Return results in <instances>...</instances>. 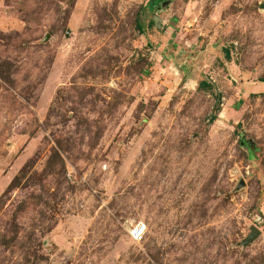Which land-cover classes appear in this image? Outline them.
I'll use <instances>...</instances> for the list:
<instances>
[{
    "label": "rangeland",
    "instance_id": "374dc122",
    "mask_svg": "<svg viewBox=\"0 0 264 264\" xmlns=\"http://www.w3.org/2000/svg\"><path fill=\"white\" fill-rule=\"evenodd\" d=\"M0 21V264H264V0Z\"/></svg>",
    "mask_w": 264,
    "mask_h": 264
},
{
    "label": "built area",
    "instance_id": "2783aa9c",
    "mask_svg": "<svg viewBox=\"0 0 264 264\" xmlns=\"http://www.w3.org/2000/svg\"><path fill=\"white\" fill-rule=\"evenodd\" d=\"M1 26V21H0ZM148 225L145 222L138 223L135 227L131 229V238L135 242H142L148 232Z\"/></svg>",
    "mask_w": 264,
    "mask_h": 264
},
{
    "label": "water",
    "instance_id": "95a60500",
    "mask_svg": "<svg viewBox=\"0 0 264 264\" xmlns=\"http://www.w3.org/2000/svg\"><path fill=\"white\" fill-rule=\"evenodd\" d=\"M260 234H261V231L259 230V228L254 226L253 227V233L246 240V243L253 242Z\"/></svg>",
    "mask_w": 264,
    "mask_h": 264
},
{
    "label": "trees",
    "instance_id": "16d2710c",
    "mask_svg": "<svg viewBox=\"0 0 264 264\" xmlns=\"http://www.w3.org/2000/svg\"><path fill=\"white\" fill-rule=\"evenodd\" d=\"M227 55H230V50H227ZM213 120L217 119V115L212 118Z\"/></svg>",
    "mask_w": 264,
    "mask_h": 264
}]
</instances>
